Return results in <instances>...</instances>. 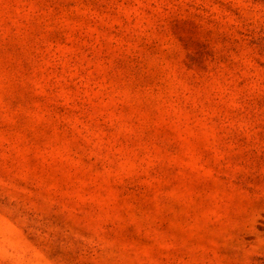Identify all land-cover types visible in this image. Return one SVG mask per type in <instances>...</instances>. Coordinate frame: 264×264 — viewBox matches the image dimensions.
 Masks as SVG:
<instances>
[{
    "label": "rangeland",
    "instance_id": "1",
    "mask_svg": "<svg viewBox=\"0 0 264 264\" xmlns=\"http://www.w3.org/2000/svg\"><path fill=\"white\" fill-rule=\"evenodd\" d=\"M0 264H264V0H0Z\"/></svg>",
    "mask_w": 264,
    "mask_h": 264
}]
</instances>
